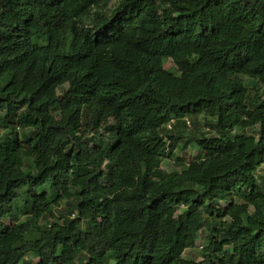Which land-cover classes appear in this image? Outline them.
<instances>
[{
    "label": "trees",
    "instance_id": "obj_1",
    "mask_svg": "<svg viewBox=\"0 0 264 264\" xmlns=\"http://www.w3.org/2000/svg\"><path fill=\"white\" fill-rule=\"evenodd\" d=\"M112 2L0 0V264H264V0Z\"/></svg>",
    "mask_w": 264,
    "mask_h": 264
},
{
    "label": "rangeland",
    "instance_id": "obj_2",
    "mask_svg": "<svg viewBox=\"0 0 264 264\" xmlns=\"http://www.w3.org/2000/svg\"><path fill=\"white\" fill-rule=\"evenodd\" d=\"M116 1L117 0H113V2L111 3L112 6L116 5ZM166 68L168 70H171L174 73H177L176 67L174 65V63L172 62V60H167L166 64H165ZM246 84L248 87H259L261 93L264 96V86L259 85L255 80L253 79H246ZM68 86H64L63 88H60L58 93L60 95L63 94L64 90L67 89ZM187 122L185 127H181L183 130H185V132L187 133V135L193 137L198 135L199 131H207L210 130L209 127H207V123L208 120L205 119L204 116L199 115L197 118V126H194V123L192 121V118L189 117L187 118ZM114 124L113 121L110 122L109 126H112ZM106 128V127H105ZM102 128L98 134L96 135H91L90 139L88 140L89 143L91 144H99L101 143L105 138L109 137L110 135L108 134V132H106L105 130H108L107 128ZM0 133L3 134L4 131L0 130ZM246 133L251 134V135H255V129H248L246 130ZM101 135H104V139L101 137ZM188 141L189 138L187 137ZM199 155L198 149L194 146H192L191 144L184 147L183 145H180V147L177 149L175 155L173 156V158H180L182 160H184L186 163H189L192 161L193 158H195L196 156ZM160 170L159 171H163V172H171V171H175V170H179V167L176 165L175 163V159H167L164 160V162L161 164L160 168H158ZM258 177L260 178V176L264 177V166H262L259 169L258 172ZM236 202L240 203L239 200H236ZM219 205L221 207H226L228 205L227 202H219ZM52 221V220H51ZM6 223L11 224L9 221H7ZM50 221L47 222V224H49ZM207 238V231L203 230L201 231L200 234H198L197 236V241H196V247L193 249H189L186 250L184 253V257L185 258H189V259H194L197 261H201L202 260V248L206 246L207 242L206 239ZM39 259L35 258L33 255H27V257L24 259V261L22 262V264H38Z\"/></svg>",
    "mask_w": 264,
    "mask_h": 264
}]
</instances>
